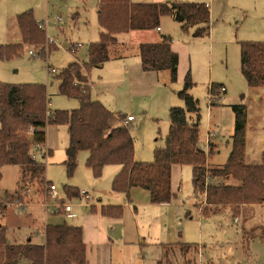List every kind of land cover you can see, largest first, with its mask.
Segmentation results:
<instances>
[{
  "label": "rangeland",
  "instance_id": "1",
  "mask_svg": "<svg viewBox=\"0 0 264 264\" xmlns=\"http://www.w3.org/2000/svg\"><path fill=\"white\" fill-rule=\"evenodd\" d=\"M205 1L211 3L209 36L194 37L193 29L184 31L181 21L172 15H164L160 20L161 32L153 29L121 33L119 43L110 44L109 49L111 52L116 49L125 50L126 53H130V58H134L135 53L138 52L136 41L143 36L146 37L147 33H150L153 39H158L161 34L171 35L172 48L179 54L180 68L177 81L171 82L169 88L175 89L178 96L179 90L184 86L185 76L188 71L190 72L194 83L190 93L199 100L200 141L205 149L208 131L212 130L216 134L212 139L214 144L212 151L206 149L207 158L216 167L227 162L232 150V135L235 127V112L232 106L244 105L247 109L245 162L260 164L263 162L264 153V86L252 87L244 77L241 70V42L264 41V0ZM27 10L33 11L38 22L50 18L49 22L41 27L46 36L45 50L37 55L36 53L41 51L38 48L40 46L23 45L16 54L0 55V82L44 84L50 109L78 108L77 99L60 93L58 75L71 62L84 63L88 59L90 43L99 38L98 0H0V46L12 44L11 41L15 44L22 43L15 41L21 34L17 15ZM56 16H60L62 20L54 19ZM29 50H33L35 55L30 54ZM114 62H108L101 68L95 66L90 68L94 85L103 77H113L114 67L111 69L110 66ZM52 69L56 72H52ZM211 83L224 84L227 90L222 95L223 98L219 102L216 101L218 102L216 105H212L210 101ZM123 99L125 101V98ZM153 99L148 95V99L144 100L147 102L146 109H152L155 104ZM177 99L180 103L178 106H183L184 101L179 96ZM157 120L145 125L137 126L135 123L132 125L131 133L136 142L135 147L138 145L143 155L150 150L152 155L155 146H162L165 142L170 124L169 114L158 116ZM47 129L46 145L35 149L34 153L38 160L45 163L46 180L57 187L60 199L42 194L43 188L35 183L31 185V199H28L30 203L27 206L20 208L16 203H7L6 209L0 210V224L7 226V234L11 242L31 237L34 242L43 243L45 241L43 230L47 224L82 225L84 229L97 227L95 220L102 216L100 208L97 207L98 211L94 212L91 206L82 204L79 198H68L65 185L92 191L95 189L94 185L99 184L102 190L98 193L100 198L97 201L106 202V205L114 199L112 195L119 196L120 199L127 197L126 192L114 191L112 183L107 182L105 175L99 177L94 175L87 165L89 154L87 150L79 152L77 167L73 175L69 176L64 164L66 148L69 145L68 125L53 124ZM149 145L153 147L150 148ZM49 148L51 154L46 155ZM185 167L177 198L184 201L193 216L186 218L185 215L178 214L181 220H176V225L182 231L179 230L182 240H188L190 244H198V250H190L186 255L180 247L168 248L163 261L167 264H264V204L244 207L245 211L242 207L240 213L236 215L229 207L209 215H202L197 207L192 205V167L190 164H186ZM2 174L0 203H5L11 200L22 182L23 169L18 165H5ZM139 190L141 193L138 198L147 196L145 189L139 187ZM61 199L72 205V211L65 212L60 205L57 209L49 211V204L61 203L63 201ZM140 209L143 210L141 207ZM157 227H159L157 222L149 220V225H141L140 230L142 229L145 233L143 235L146 236L148 231ZM167 227H171L168 221ZM108 233H112L111 237L117 241L116 245L111 243L113 247L111 253L115 259L112 264H157L156 260L161 257L159 245L150 240L142 244V236L132 246L120 242L124 239L122 227L117 226L114 229L109 227ZM184 241L180 243H186ZM103 250L106 254L109 253V249L105 246L88 250L89 253L93 252L94 264H109L106 254L100 255Z\"/></svg>",
  "mask_w": 264,
  "mask_h": 264
},
{
  "label": "trees",
  "instance_id": "2",
  "mask_svg": "<svg viewBox=\"0 0 264 264\" xmlns=\"http://www.w3.org/2000/svg\"><path fill=\"white\" fill-rule=\"evenodd\" d=\"M97 14L100 34L98 40L89 45L88 60L83 66L86 69L122 56L119 49L114 52L109 49L110 44H117L118 34L157 29L164 15H181L182 30L193 29L194 37L210 35V11L206 3L188 0H98ZM17 23L22 43L0 46V55L16 54L23 45L40 46L41 51L36 54L43 53L45 31L39 26L33 11L18 14ZM172 41L170 35H161L160 41L143 42L138 48L144 70H168L170 81L176 82L179 54L172 49ZM83 67L73 61L58 75L60 93L79 102L78 108L73 110L50 109L44 84L0 82V180L5 165H18L23 169L22 182L10 201L0 203L1 211L6 209L7 203H19L20 208L27 206L32 184H39L43 188L41 193L47 194L51 183L46 180V165L36 158L34 151L46 145L47 127L53 124L68 125L69 145L64 164L69 176L77 167L79 152L87 150V165L96 177L102 176L106 165L121 166L112 181L114 191L126 192L129 196L131 188L140 187L149 192L151 203L162 204L177 198L172 190L173 165L190 164L193 196L197 206L205 197L204 214L209 215L219 207H229L236 215L242 207L264 204V153L260 164L245 162L247 109L244 105L232 106L235 127L227 162L219 167L208 165L207 152L200 141L199 100L190 93L194 83L188 71L184 86L178 92L184 105L170 108V124L164 144L155 147L152 160L140 161L134 157L132 125L125 124L123 120L119 125L112 126L113 114L93 97ZM241 70L250 86H264V41L241 42ZM225 93L224 84H210V96ZM211 104L218 102L212 101ZM212 148L213 143L210 144V151ZM50 154L51 150H48L46 155ZM64 189L70 199L79 195L80 189L74 186L65 185ZM91 208L94 210L93 205ZM122 209V206L108 205L102 206L100 212L118 216ZM43 231V243L32 240L16 243L9 240L6 226L0 225V264H91L87 258L89 247L83 240L82 226L47 224ZM179 247L183 253L198 250L196 244L190 243L179 244ZM158 264L167 263L161 260Z\"/></svg>",
  "mask_w": 264,
  "mask_h": 264
},
{
  "label": "crops",
  "instance_id": "3",
  "mask_svg": "<svg viewBox=\"0 0 264 264\" xmlns=\"http://www.w3.org/2000/svg\"><path fill=\"white\" fill-rule=\"evenodd\" d=\"M169 1H182V0H169ZM153 2H162V1H153ZM200 3H206L210 8L211 3H208L205 0L200 1ZM157 30L161 32L160 30H162V28ZM133 31L134 30L127 33H131ZM139 31H145V30H139ZM120 35L121 34L117 35V40H118L117 44L119 43ZM161 35H169V34H161ZM161 35L158 39H153L150 36V33H147L146 37L144 36L141 38L139 37L140 38L138 39L139 41H136L135 44L139 47V44L143 42L160 41ZM15 41L22 42V35L20 34V37ZM123 42L126 43L125 41ZM10 43H13V41H11ZM120 51L122 53L121 57L112 58L110 61H106L102 65L95 66L101 68L105 66L106 63L115 61L114 64L110 66L111 69H113L114 67L112 73L113 77H109V78L103 77L101 78V81H99L96 85L93 84L91 70L83 67L85 62L81 63L78 61L88 76L93 97L101 101L112 112L113 114L111 119L112 126L119 125L123 120L125 121L128 116H133V120H131L128 123L129 125H133L135 123L137 126H139V125H145L147 123H154L155 121H158L157 120L158 116H162L165 113L169 114V110L171 107L180 105V103L178 102L179 100L177 99L178 96H176L177 91L175 89L172 90L171 88H169L171 81H170V72L168 70H162V71L144 70L142 68L141 57L139 55V48H138V52L135 53L134 58H130V53H126L125 50L124 51L120 50ZM179 68H180V62L178 65V76H179ZM148 95L154 98L153 102L155 104L151 110L145 108L147 102L144 100L148 99ZM128 97H130L129 101H128ZM123 98H125V101H123L124 100ZM121 115L123 116V119H121ZM47 138H48V132H47ZM135 143L136 142L134 140V157L136 160L150 161L153 159V154L151 155L150 153L151 150L147 152L146 155H143L139 150L138 145L135 147ZM149 146L150 148L153 147V145H149ZM207 164L213 165L208 158H207ZM110 165H106L104 167L103 175H105V179L107 180V182L109 181L110 183H112L115 175L120 171L121 166L117 164V166L112 167ZM185 169H186L185 165H181V164H174L172 167V190L177 194V196L181 190L182 177L184 175ZM99 186H100L99 184L94 185L95 189L91 191L93 194V199L91 203L94 206V210L92 211L94 212L98 211L96 210L97 207L101 208L102 206L111 205V206H122L123 208L122 213L118 216L104 215L101 213L100 214L102 215L101 218H96L95 220L97 221V227L93 229H91L90 227L84 229L82 225L80 226H82L83 228V240L88 245L89 249L90 248L98 249L99 247H104V246L109 249L108 254H106L104 250L100 254V255H102L103 253L106 254L109 264H112L115 261L114 256H112L111 253V250L113 249L111 243L112 245L117 244V241L111 237L112 233H108L109 227L113 229L117 226L122 227V230L124 231V239L120 242L121 243L124 242V245L133 246L134 243H137V240H139L141 236L143 237L141 239L142 244H144L146 240H150L152 243L159 245L161 249V257L158 258V260H156L157 264L159 261H161V259L162 260L164 259V254L165 252H167L166 251L167 248H177L179 247V244H182L180 242H183L184 240H182V234L181 233L179 234L180 227H177L176 220L178 219L181 220L179 216L185 215V217L189 216L192 218L193 215L191 209H189L188 206L183 203L184 201H180L179 197L170 203L152 204L150 201V194L147 190H146L147 196H141L140 198H138L141 192H139L140 191L139 187H134L131 188L129 192V196H127L124 199H120L119 196L112 195L111 197L114 199H111L110 203H107L106 205V202L104 203L102 201H97L100 198L98 193L100 192V190H102ZM192 201H193L192 205L197 207V210L202 215H206L203 213V207L206 206L205 197H203L199 201L200 204L198 206L196 205L197 201L194 198V196ZM140 207L143 208V210H141ZM222 208L224 207L217 208L215 212L221 210ZM124 210L127 212H125ZM178 214L180 215L178 216ZM131 217H133L132 218L133 220H131ZM149 220L150 222H154V221L157 222L159 227L150 230V232L148 231V233H146L148 235L144 236L143 234L145 233L142 231V229L140 230V226L149 225ZM167 221L169 222L171 227H167ZM180 232L182 231L180 230ZM29 240L33 241L31 237H26L24 240L19 239V241L17 242L15 241V242L24 243V241H29ZM184 242L189 243L188 240ZM196 245L198 246V244ZM188 253L189 251L185 252L184 254L188 255ZM87 258L89 260V263L94 264L92 262V260H94L92 251L90 253L88 251Z\"/></svg>",
  "mask_w": 264,
  "mask_h": 264
},
{
  "label": "built area",
  "instance_id": "4",
  "mask_svg": "<svg viewBox=\"0 0 264 264\" xmlns=\"http://www.w3.org/2000/svg\"><path fill=\"white\" fill-rule=\"evenodd\" d=\"M208 5V4H207ZM54 19H57L59 21H61V17L60 16H56ZM50 20V18L46 19L43 22H38L40 27L45 26L46 23H48ZM157 29H160V27H158ZM29 53L32 55H35V52L33 50H29ZM52 72H56L55 69L51 70ZM222 96H210V101H217L218 102L222 99ZM131 120H133V116H128L127 119L124 121L125 124H128ZM216 136L215 132L210 130L208 131V134L206 136V149H210V144L212 143V139ZM207 152V151H206ZM46 195H50L53 199L59 198V194L57 191V187L53 184H50L49 188H48V192ZM77 198H79L82 202V204L86 205V206H92L91 203V199H93V194L91 191L89 190H85V189H81L79 191V195L77 196ZM60 199V198H59ZM63 199H61L62 201ZM17 205H19L18 207H20V204L18 203ZM60 205L61 207H63L65 212H71L72 211V205L69 203L64 202V200L60 203H55V204H49V211H53L55 209H57V206ZM237 220V218H235V221Z\"/></svg>",
  "mask_w": 264,
  "mask_h": 264
},
{
  "label": "water",
  "instance_id": "5",
  "mask_svg": "<svg viewBox=\"0 0 264 264\" xmlns=\"http://www.w3.org/2000/svg\"><path fill=\"white\" fill-rule=\"evenodd\" d=\"M176 19L179 20V21H182L183 20V17L181 15H177L176 16ZM30 241V240H29Z\"/></svg>",
  "mask_w": 264,
  "mask_h": 264
}]
</instances>
